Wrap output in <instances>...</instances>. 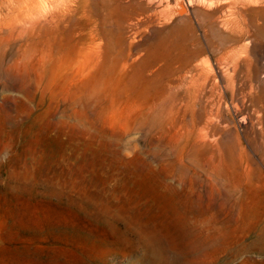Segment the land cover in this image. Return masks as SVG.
Instances as JSON below:
<instances>
[{
  "label": "rangeland",
  "instance_id": "374dc122",
  "mask_svg": "<svg viewBox=\"0 0 264 264\" xmlns=\"http://www.w3.org/2000/svg\"><path fill=\"white\" fill-rule=\"evenodd\" d=\"M0 264H264V0H0Z\"/></svg>",
  "mask_w": 264,
  "mask_h": 264
},
{
  "label": "bare ground",
  "instance_id": "6f19581e",
  "mask_svg": "<svg viewBox=\"0 0 264 264\" xmlns=\"http://www.w3.org/2000/svg\"><path fill=\"white\" fill-rule=\"evenodd\" d=\"M182 6H183V4H182ZM185 7V6H184ZM184 7H179L180 9H179V12L181 13V14H184L185 13V11H186V9L184 8ZM187 12V11H186ZM219 65V64H218ZM220 66H222V64L220 65ZM225 66V65H224ZM230 69V68H229ZM237 71V70H236ZM242 74V73H241ZM199 75V74H198ZM203 76V75H202ZM196 78H199V76H196ZM209 78V77H208ZM241 83V82H240ZM240 85V84H239ZM219 87V86H218ZM256 87V86H255ZM254 87V88H255ZM258 87V86H257ZM209 88H211V87H209ZM215 88V87H214ZM220 88V87H219ZM253 88V89H254ZM217 89V88H216ZM247 89V88H246ZM202 90V89H201ZM218 90V89H217ZM203 91V90H202ZM205 91V90H204ZM216 91V90H215ZM242 92V91H241ZM200 94V93H199ZM218 94V93H217ZM244 94H245V91H244ZM216 95V94H215ZM242 95V94H241ZM240 96V95H239ZM239 96H237V97H239ZM222 97V96H221ZM245 95H244V97L242 96V98H241V101H239V102H241V103H239L238 101H236L235 100V102L237 103V106L238 107H235V113H238L239 114V111H241L240 110V108H239V105L238 104H240L241 105V107H244V105H245ZM217 98V97H216ZM231 99V98H230ZM253 99V98H252ZM220 100V99H219ZM263 102V101H262ZM252 103V102H251ZM213 103H210V105H212ZM216 104V103H215ZM214 104V105H215ZM254 104V103H253ZM233 105H236V104H233ZM222 106V105H221ZM219 107V106H218ZM234 108V107H233ZM213 110V109H212ZM211 110V111H212ZM213 113V112H212ZM223 113L225 114V112L223 111ZM261 113V112H260ZM256 114H257V112H256ZM240 115V114H239ZM213 116V115H212ZM217 116V115H216ZM221 116V115H220ZM235 116V115H234ZM257 116V115H256ZM208 117V116H207ZM214 117V119L215 118H218V117H215V116H213ZM255 119V120H254ZM253 119V117H251V116H249V114L248 115H241L240 116V118L238 119V120H240V125L241 124H243V125H247V124H250L252 127H254L255 126V123H256V118H254ZM215 120H217V119H215ZM214 120V121H215ZM229 120V119H228ZM220 128V127H219ZM259 128V127H258ZM201 132H203V131H201ZM207 133H208V131H207ZM204 134V133H203ZM202 134V135H203ZM208 136H209V134H208ZM213 136H214V134L212 135V137H211V139L213 138ZM201 137V136H200ZM202 138L203 139H206L207 137H203L202 136ZM199 139V138H198ZM208 139V138H207ZM210 139V138H209ZM210 139V140H211ZM200 140H201V138H200Z\"/></svg>",
  "mask_w": 264,
  "mask_h": 264
}]
</instances>
